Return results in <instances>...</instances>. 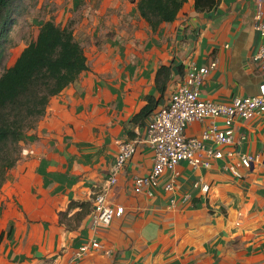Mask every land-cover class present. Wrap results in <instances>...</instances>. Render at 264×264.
Segmentation results:
<instances>
[{"label": "crops", "instance_id": "1", "mask_svg": "<svg viewBox=\"0 0 264 264\" xmlns=\"http://www.w3.org/2000/svg\"><path fill=\"white\" fill-rule=\"evenodd\" d=\"M137 2L68 0L66 19L83 5V25L93 33L113 25L129 37L126 51L96 48L92 65L86 52L90 69L53 96L45 115L25 133L21 158L0 190V264H66L91 240L102 248L77 264H264V114L235 119V149L256 157L251 168H239L241 178L227 168L237 155L210 167L183 161L163 174L151 195L137 193L134 178L150 172L155 159L145 142L121 169L114 168L121 145L145 135L150 117L142 126L130 121L146 95H155L156 109L161 107L190 62L206 66L218 60L201 86L202 97L228 102L260 92L264 70L253 57L261 41L256 14L264 11V0H221L205 12L188 0L156 32L136 11ZM162 64L171 65L172 75L160 98L155 77ZM212 125L225 128L220 118H204L191 122L186 134L201 138ZM206 145L231 148L211 140ZM113 175L117 182L108 200L125 212L109 225H94L92 199ZM172 180L175 188L167 191ZM196 183L209 184L208 192ZM71 201L88 202L90 211L78 222L82 208L76 206L68 211L71 219L60 223L59 213Z\"/></svg>", "mask_w": 264, "mask_h": 264}, {"label": "trees", "instance_id": "2", "mask_svg": "<svg viewBox=\"0 0 264 264\" xmlns=\"http://www.w3.org/2000/svg\"><path fill=\"white\" fill-rule=\"evenodd\" d=\"M187 1L138 0L136 11L156 32L163 22L174 21ZM220 1L194 0V7L196 11L205 12L215 8ZM27 7V0H0V65L4 63L11 46L10 34L15 21ZM89 69L85 47L76 38L71 23L62 26L54 19H48L39 26L35 38L22 50L15 63L2 70L0 190L9 171L21 158V141L26 131L34 128L45 115L53 96L75 83ZM171 75V65L162 64L157 70L155 83L160 98L167 90ZM145 100V105L132 117L131 124L142 126L159 105V99L153 94L146 95ZM76 206L82 208L76 215L78 222L90 211L88 202L71 201L68 209L59 213L60 223L71 219L68 211ZM11 232L12 226L8 235Z\"/></svg>", "mask_w": 264, "mask_h": 264}, {"label": "built area", "instance_id": "3", "mask_svg": "<svg viewBox=\"0 0 264 264\" xmlns=\"http://www.w3.org/2000/svg\"><path fill=\"white\" fill-rule=\"evenodd\" d=\"M262 1V0H260ZM256 30L261 41L253 60L264 70V11L259 9L256 14ZM218 65V60L213 59L209 65H199L190 62L180 83L173 89L168 101L156 109L150 117L145 135L124 142L116 157L115 171L121 169L124 164L135 154L138 144L145 142L154 148V165L147 174L134 178V189L137 193L152 194V190L159 184L166 171L174 172L178 164L183 161L194 167H210L215 160L225 157L238 156L236 163L227 164V168L235 176L243 175L239 168H251L256 160L252 154L241 153L235 149L237 139L234 122L236 118L250 119L259 113L264 114V84L260 86V92L254 95L236 96L228 102H217L201 96V86L207 75ZM204 118H220L225 128L220 129L216 125L208 127L201 138L191 137L186 134L187 126ZM215 141L218 146H229L228 150L212 148L206 145V141ZM117 182L113 175L108 179L107 186L95 193L92 202V222L94 225H109L114 218L121 217L125 208L118 206L114 209L108 200L109 187ZM195 185L200 186L196 183ZM201 190L208 192L209 184H201ZM175 181L167 183L165 189L172 191ZM191 195V194H189ZM175 205V199L171 203ZM102 244L98 240L83 242L68 259L66 264H77V261L86 256L92 250H99ZM51 264H58L52 262Z\"/></svg>", "mask_w": 264, "mask_h": 264}, {"label": "rangeland", "instance_id": "4", "mask_svg": "<svg viewBox=\"0 0 264 264\" xmlns=\"http://www.w3.org/2000/svg\"><path fill=\"white\" fill-rule=\"evenodd\" d=\"M67 3L68 0H27L28 7L22 15L17 17L10 34L11 46L4 63L0 65V73L5 67L15 63L22 50L35 38L39 26L49 18L63 24L66 23V25L71 23L77 39L83 43L87 54L91 55V65L95 62L94 51L97 50L96 48L107 53L119 51L122 54L126 51L125 43L129 37L126 39V36L121 34L122 31L117 32L113 25L106 24L100 30L97 29L95 33L90 30L89 25L86 27L83 25V11L81 10L83 5L77 6L72 11V15L66 19L64 8Z\"/></svg>", "mask_w": 264, "mask_h": 264}]
</instances>
